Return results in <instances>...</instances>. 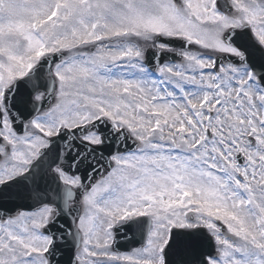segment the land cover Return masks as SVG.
<instances>
[{
  "label": "snow or ice",
  "instance_id": "obj_1",
  "mask_svg": "<svg viewBox=\"0 0 264 264\" xmlns=\"http://www.w3.org/2000/svg\"><path fill=\"white\" fill-rule=\"evenodd\" d=\"M0 264H264V0H0Z\"/></svg>",
  "mask_w": 264,
  "mask_h": 264
},
{
  "label": "water",
  "instance_id": "obj_2",
  "mask_svg": "<svg viewBox=\"0 0 264 264\" xmlns=\"http://www.w3.org/2000/svg\"><path fill=\"white\" fill-rule=\"evenodd\" d=\"M139 246V237L128 239L125 237H118V243L116 249L120 252L122 251H131L132 249Z\"/></svg>",
  "mask_w": 264,
  "mask_h": 264
}]
</instances>
